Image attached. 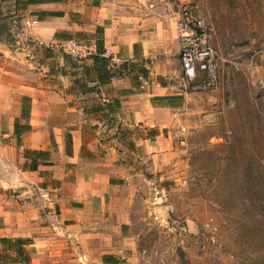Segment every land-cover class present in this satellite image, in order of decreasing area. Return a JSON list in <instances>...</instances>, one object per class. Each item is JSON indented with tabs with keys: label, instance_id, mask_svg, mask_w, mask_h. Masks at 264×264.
<instances>
[{
	"label": "crops",
	"instance_id": "1",
	"mask_svg": "<svg viewBox=\"0 0 264 264\" xmlns=\"http://www.w3.org/2000/svg\"><path fill=\"white\" fill-rule=\"evenodd\" d=\"M186 1L0 0V237L31 236L46 205L64 225L108 238L102 262L120 263L108 258L123 250L122 207L140 186L129 157L171 153L193 93L177 36ZM70 38L94 55H66Z\"/></svg>",
	"mask_w": 264,
	"mask_h": 264
},
{
	"label": "rangeland",
	"instance_id": "2",
	"mask_svg": "<svg viewBox=\"0 0 264 264\" xmlns=\"http://www.w3.org/2000/svg\"><path fill=\"white\" fill-rule=\"evenodd\" d=\"M198 1L214 28L217 82L186 80L193 93L169 135L171 153L129 157L140 172V186L122 207L128 224L115 238L123 250L108 258L119 257V264H264L260 234L253 241L238 235L243 211L235 213L229 204L243 197L234 191L243 181L247 144L222 145L226 135H244L251 147L264 151V1ZM6 32L1 21L0 34ZM18 193L13 192L16 199ZM41 219L26 237L28 264H103L108 238L88 237L74 220L64 225L46 205ZM17 251L16 243L0 246V258H24Z\"/></svg>",
	"mask_w": 264,
	"mask_h": 264
},
{
	"label": "built area",
	"instance_id": "3",
	"mask_svg": "<svg viewBox=\"0 0 264 264\" xmlns=\"http://www.w3.org/2000/svg\"><path fill=\"white\" fill-rule=\"evenodd\" d=\"M177 36L185 78L189 82L201 78L202 84L215 85L217 49L213 43L214 28L207 21L198 0L180 4ZM61 49L66 55L79 61L94 55L93 45L78 38L65 40ZM102 99L105 102L110 101L108 96H103Z\"/></svg>",
	"mask_w": 264,
	"mask_h": 264
},
{
	"label": "trees",
	"instance_id": "4",
	"mask_svg": "<svg viewBox=\"0 0 264 264\" xmlns=\"http://www.w3.org/2000/svg\"><path fill=\"white\" fill-rule=\"evenodd\" d=\"M101 50V42H98V49ZM99 55H95L96 62L101 61V58L98 57ZM99 70V79L101 82H103L107 77H109V71L106 69H102L98 66ZM102 72V73H101ZM260 139V145L264 146V135H262ZM226 137V142L222 143L225 147H231L233 148L235 145L233 144L232 140H237V143L242 140L243 143L247 144V161L245 162L244 168L242 170V184L241 186L236 187L237 190L234 191V193H240L243 194V197L241 199H234L229 203L232 205V209L236 212L240 213L243 211V221L238 224V232L237 234L240 235L246 234L248 236H251L253 241L254 235L259 233L261 236V242L264 246V151L262 153H259V149H254L253 147L248 144V139L244 137V135H228ZM32 154L38 155V156H45L46 153L42 151H30ZM37 161L34 159L32 167H37ZM28 239L26 238H8V237H0V242L4 246L8 245L11 246L13 243L18 244V253L21 255H25L22 259H12V260H6V257L0 258L2 263H7L10 261H22L24 264L29 263L30 254L28 252V249L24 247L26 241ZM246 243V242H244ZM9 256L8 254L6 255ZM104 262H110L107 260V256H104ZM113 263H117L114 261Z\"/></svg>",
	"mask_w": 264,
	"mask_h": 264
}]
</instances>
